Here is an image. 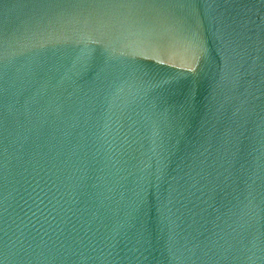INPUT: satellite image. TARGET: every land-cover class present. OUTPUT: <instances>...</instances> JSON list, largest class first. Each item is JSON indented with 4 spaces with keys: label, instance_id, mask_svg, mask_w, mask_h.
<instances>
[{
    "label": "water",
    "instance_id": "95a60500",
    "mask_svg": "<svg viewBox=\"0 0 264 264\" xmlns=\"http://www.w3.org/2000/svg\"><path fill=\"white\" fill-rule=\"evenodd\" d=\"M0 264H264V0H0Z\"/></svg>",
    "mask_w": 264,
    "mask_h": 264
}]
</instances>
